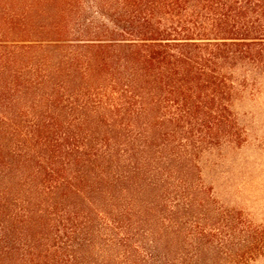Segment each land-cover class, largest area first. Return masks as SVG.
<instances>
[{
    "label": "trees",
    "instance_id": "trees-1",
    "mask_svg": "<svg viewBox=\"0 0 264 264\" xmlns=\"http://www.w3.org/2000/svg\"><path fill=\"white\" fill-rule=\"evenodd\" d=\"M263 84L264 0H0V264H264L200 166Z\"/></svg>",
    "mask_w": 264,
    "mask_h": 264
},
{
    "label": "rangeland",
    "instance_id": "rangeland-1",
    "mask_svg": "<svg viewBox=\"0 0 264 264\" xmlns=\"http://www.w3.org/2000/svg\"><path fill=\"white\" fill-rule=\"evenodd\" d=\"M235 108L246 128V141L205 152L200 159L202 176L219 200L243 208L264 224V84L260 90H247Z\"/></svg>",
    "mask_w": 264,
    "mask_h": 264
}]
</instances>
